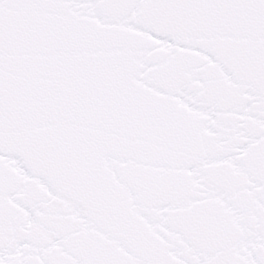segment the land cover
I'll list each match as a JSON object with an SVG mask.
<instances>
[{
    "label": "snow or ice",
    "instance_id": "1",
    "mask_svg": "<svg viewBox=\"0 0 264 264\" xmlns=\"http://www.w3.org/2000/svg\"><path fill=\"white\" fill-rule=\"evenodd\" d=\"M0 264H264V0H0Z\"/></svg>",
    "mask_w": 264,
    "mask_h": 264
}]
</instances>
